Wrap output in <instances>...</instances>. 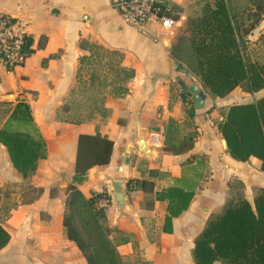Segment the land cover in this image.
<instances>
[{
    "label": "crops",
    "instance_id": "crops-1",
    "mask_svg": "<svg viewBox=\"0 0 264 264\" xmlns=\"http://www.w3.org/2000/svg\"><path fill=\"white\" fill-rule=\"evenodd\" d=\"M114 1L0 0V13L17 17L24 25L30 49L25 62L10 72L0 62V128L14 103L23 100L46 143L45 157L27 178L13 167L0 143V187L30 180L41 188L35 199L17 203L1 222L10 239L0 249V264H87L62 225L80 133L99 132L113 141L109 163L90 168L86 181L77 187L85 197L91 192L110 196L106 222L114 229L111 238L124 264L137 257L148 264H195L194 240L206 221L238 196L253 203L257 190L264 187L260 160L232 158L216 124L230 105L253 101L264 95V89L250 92L239 85L223 97L211 96L171 57L170 38L124 24ZM170 1L182 7L187 3ZM247 38L248 58L264 64V12ZM82 39L121 52L122 64L133 68L135 75L128 93L105 98L109 111L105 119L57 120L59 105L75 85L79 57L90 53L79 47ZM178 81L203 90L201 107L194 106ZM160 132L162 145L152 147L151 136ZM188 133H195L190 149L163 150L165 137L175 142ZM144 144L150 154L141 148ZM116 178L128 180L121 204L108 184ZM170 185L193 196L187 209L172 217L171 230L164 231L167 201L157 195Z\"/></svg>",
    "mask_w": 264,
    "mask_h": 264
},
{
    "label": "trees",
    "instance_id": "trees-1",
    "mask_svg": "<svg viewBox=\"0 0 264 264\" xmlns=\"http://www.w3.org/2000/svg\"><path fill=\"white\" fill-rule=\"evenodd\" d=\"M161 2L163 6L169 4L173 14L171 1ZM263 12L264 0H204L198 9L189 12L176 43L170 46V55L184 63L201 87L213 97H223L239 85H244L250 92L264 89V64L250 60L246 52L247 36L259 24ZM79 47L90 53L79 57L77 82L84 64L91 63L93 57L100 61V50L107 54L104 64L112 78L108 82L99 80V83H107L112 90L93 97V112L107 117L109 111L104 104L105 98L122 97L128 93V83L135 71L122 64L123 54L118 50L104 48L86 39L80 40ZM25 51L30 53L28 40ZM90 76L94 85L97 76L94 72ZM216 124L232 158L244 161L254 156L260 160V169L264 171V95L250 102L230 105ZM194 137L195 133H188L173 142L167 136L163 150L186 151L192 147ZM0 143L23 178L29 177L38 160L45 157V140L25 101L17 100L12 106L0 128ZM112 150L113 141L99 132L80 133L77 137L74 174L66 189L62 225L66 237L74 242L87 264H124L111 238L114 229L106 222L105 209L97 205L100 198L110 199V196L107 192H91L85 197L77 187L86 181L90 168L109 163ZM192 196L193 192L175 185L159 192L157 199L167 201L164 231L171 230L172 217L187 209ZM9 239L10 234L0 221V249ZM193 258L195 264H213L215 261L221 264H264V187L257 190L253 203L238 196L211 216L194 240Z\"/></svg>",
    "mask_w": 264,
    "mask_h": 264
},
{
    "label": "rangeland",
    "instance_id": "rangeland-1",
    "mask_svg": "<svg viewBox=\"0 0 264 264\" xmlns=\"http://www.w3.org/2000/svg\"><path fill=\"white\" fill-rule=\"evenodd\" d=\"M203 1L204 0H187V3L183 7L172 5L173 15L179 18L181 21L180 25H178L173 35L170 37L169 49L170 46L176 43L177 38L184 28L186 17L188 16L189 12H193L194 10L198 9L202 5ZM260 47L261 46L259 44L254 49L255 54L259 52ZM100 53L102 55L100 61L93 57L91 63L89 62L82 66L79 72L78 82H75V85L72 88L73 91L70 92L69 96H67V98H65L59 105V109L55 114V119L86 122L96 118H106H103L93 112V97L101 96L102 94L109 93L112 90V87L107 83H99V80L105 79L108 82L112 78L111 72L104 64L107 54L102 50H100ZM116 58L117 57L115 56V59ZM252 58H255L253 53ZM181 64L184 65V63ZM93 72L97 76V78L94 80V85L93 79L90 76V74ZM54 190H57V187H53V191ZM40 192L41 188L32 184L30 180L4 184L2 187H0V221L3 223L8 218L11 209L15 207L17 203L35 199L40 194ZM236 197L237 196L234 198ZM128 264H148V262H145L137 257L134 262Z\"/></svg>",
    "mask_w": 264,
    "mask_h": 264
},
{
    "label": "built area",
    "instance_id": "built-area-1",
    "mask_svg": "<svg viewBox=\"0 0 264 264\" xmlns=\"http://www.w3.org/2000/svg\"><path fill=\"white\" fill-rule=\"evenodd\" d=\"M115 8L122 22L145 31L157 38H170L180 25V19L171 14L169 4L161 0H115ZM27 33L21 21L9 14L0 13V62L7 71L22 65L28 54L25 51ZM163 132L151 136L150 145L160 147ZM110 199L102 197L98 207L106 209Z\"/></svg>",
    "mask_w": 264,
    "mask_h": 264
},
{
    "label": "water",
    "instance_id": "water-1",
    "mask_svg": "<svg viewBox=\"0 0 264 264\" xmlns=\"http://www.w3.org/2000/svg\"><path fill=\"white\" fill-rule=\"evenodd\" d=\"M179 85L182 87L183 91L187 94V96L191 99L195 107H201L203 105V100L205 98V94L203 90H201L196 84H191L186 86L183 81H178ZM225 139H223L224 141ZM226 143V141H224ZM146 154H150L149 147L144 144L141 147ZM115 194V199L119 204L122 203L123 198L125 197V189L128 184L127 179L116 178L112 179L108 183Z\"/></svg>",
    "mask_w": 264,
    "mask_h": 264
}]
</instances>
